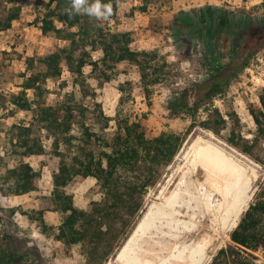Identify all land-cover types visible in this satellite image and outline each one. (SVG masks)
<instances>
[{"label": "trees", "instance_id": "obj_1", "mask_svg": "<svg viewBox=\"0 0 264 264\" xmlns=\"http://www.w3.org/2000/svg\"><path fill=\"white\" fill-rule=\"evenodd\" d=\"M132 1L111 0L113 16L108 21H96L86 15L69 18L64 12L69 0H47L38 18V28L56 42L47 46L35 62L31 58L26 60L22 90L8 96L11 106L24 113L25 121L0 126V184L12 182V188L5 190L7 194L28 193L36 189L39 177L33 165L45 167L51 183V200L62 215L57 238L68 246L85 247L90 264H101L105 259L101 245L105 237L114 235L112 223L119 224L127 213L136 211L139 189L155 183L154 167L172 159L180 139L172 132L147 137L140 118L117 122L115 132L106 138L91 128L83 105L73 98L47 103L42 84L66 71L84 89L85 68L107 82L125 71L121 67L128 66L145 94L152 87L169 92V115L189 117L194 123L200 109L207 113V121L200 123L208 127L213 114L219 117L218 123H225L213 105L214 99L225 92L264 47V10L259 16H255L253 8L235 10L210 4L179 10L168 28L173 48L182 55L181 59L199 53L196 59L203 68L196 79L181 76L156 49H133L130 34L115 26L118 4ZM137 1L143 11L147 4L170 0ZM17 17L18 12L8 14L0 21V30L7 29ZM252 26L259 29L258 39L249 38ZM35 63L38 65L34 67ZM26 90L33 91V98L26 96ZM248 111L253 136L248 140L251 143L239 148L252 155L250 145L264 144V88L258 94L257 104L249 105ZM106 125L105 121L102 130ZM44 140L50 141L49 150ZM231 143L237 145L234 140ZM261 162L264 164V160ZM76 177L95 179L101 193L96 202L82 208L74 204L70 186ZM6 238L13 240L9 235ZM230 241L244 252L264 250V182L231 231ZM105 244L107 252L111 244ZM8 247L0 244V264H20L29 259L26 252L16 257Z\"/></svg>", "mask_w": 264, "mask_h": 264}, {"label": "rangeland", "instance_id": "obj_2", "mask_svg": "<svg viewBox=\"0 0 264 264\" xmlns=\"http://www.w3.org/2000/svg\"><path fill=\"white\" fill-rule=\"evenodd\" d=\"M46 1L0 0V21L10 13L18 12V17L11 21L10 26L0 30V126L3 124L6 127L25 121L24 113L11 106L8 96L22 90L20 84L22 74L26 72V60L31 58L35 62L47 46L56 42L50 35L41 34L38 28V18ZM139 4L137 0L119 3L115 26L130 34L133 49H156L166 62L171 63L173 71L192 79H196V76L203 72L200 62L196 59L200 48L196 49L197 56L184 59H181L182 55L173 48V39L168 28L177 11L198 8L205 4L235 10L253 8L255 16H259L264 10V0H170L147 4L143 11L138 8ZM255 6H259L258 9H255ZM249 32V38L258 39L261 35L256 26H252ZM36 65L38 63H35L34 67ZM121 68L125 71L118 72L117 77L107 82L97 79L89 67L85 68L83 76L86 84L82 85L84 89L75 83L74 78L66 71H63L59 78L46 80L42 84L47 103L68 102V98H73L83 105L87 123L91 128L106 138H110L115 132L117 122L122 124L125 118H140L147 137L172 132L180 139L172 159L165 165L154 167L155 183L139 189L141 194L136 211L131 215L127 213L119 224L112 223L110 219L114 235L105 237V242L101 245L104 246L101 252L106 255L101 264H119L114 261L116 253L146 211L147 202L174 168L180 150L190 140L199 137L203 139V135L211 133L247 158L237 159L236 165L233 166L234 172L253 182L235 212L238 217L236 225L264 182V164L261 162L264 160V144L250 145L248 149L252 155L239 148L246 145L253 136V124L248 109L249 105L257 104L258 94L264 88V47L252 57L249 65L225 92L214 99L213 105L225 123H218L219 117L213 114L208 127L200 123L207 121V113L200 109L194 116V123L189 117L169 115L166 110L169 92L165 88L152 87L151 91L145 94L132 69L128 66ZM25 93L28 98H33L32 90H26ZM93 104H97L99 110ZM105 121L107 125L102 130ZM231 140L237 145H233ZM210 142L213 146L218 145L214 140ZM43 144L46 150H49L50 141L44 140ZM223 151L228 152L225 146ZM33 167L39 173L35 190L21 195L7 194L5 190L12 188V182L0 184V244L9 246L8 249L15 252L16 257L26 252L29 259L21 261L20 264H90L84 253L85 247L68 246L57 238V227L62 215L51 200L49 173L45 167ZM95 183V179L89 177H76L72 181L70 190L76 206L86 207L98 200L101 193ZM236 225L227 232V238L207 264H264V250L244 252L230 241V233ZM6 235L13 240L6 238ZM107 242L111 244V249L105 252L108 248L105 244ZM1 261L3 262L2 259L0 263Z\"/></svg>", "mask_w": 264, "mask_h": 264}, {"label": "bare ground", "instance_id": "obj_3", "mask_svg": "<svg viewBox=\"0 0 264 264\" xmlns=\"http://www.w3.org/2000/svg\"><path fill=\"white\" fill-rule=\"evenodd\" d=\"M203 136L180 150L174 168L147 202L114 261L207 264L227 238L238 220L235 212L253 182L234 172L241 153L211 133ZM211 140L218 145H211Z\"/></svg>", "mask_w": 264, "mask_h": 264}, {"label": "clouds", "instance_id": "obj_4", "mask_svg": "<svg viewBox=\"0 0 264 264\" xmlns=\"http://www.w3.org/2000/svg\"><path fill=\"white\" fill-rule=\"evenodd\" d=\"M69 18L86 15L96 21H108L114 14V5L111 0H69V6L64 9ZM101 26L97 24V27Z\"/></svg>", "mask_w": 264, "mask_h": 264}]
</instances>
